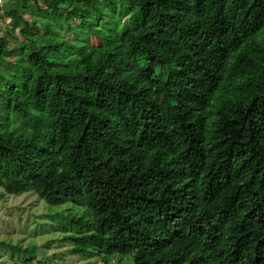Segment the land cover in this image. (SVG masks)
<instances>
[{
	"label": "trees",
	"instance_id": "obj_1",
	"mask_svg": "<svg viewBox=\"0 0 264 264\" xmlns=\"http://www.w3.org/2000/svg\"><path fill=\"white\" fill-rule=\"evenodd\" d=\"M0 21V195L84 207L65 239L104 264H264V0H2Z\"/></svg>",
	"mask_w": 264,
	"mask_h": 264
},
{
	"label": "rangeland",
	"instance_id": "obj_2",
	"mask_svg": "<svg viewBox=\"0 0 264 264\" xmlns=\"http://www.w3.org/2000/svg\"><path fill=\"white\" fill-rule=\"evenodd\" d=\"M0 196V241L28 250L30 264H104L94 251L74 254L75 246L65 239L76 233L73 219L89 220L84 207L72 203L50 206L32 192ZM115 257L123 258L109 264H132L125 256ZM23 259L22 254L0 247V264H23Z\"/></svg>",
	"mask_w": 264,
	"mask_h": 264
}]
</instances>
